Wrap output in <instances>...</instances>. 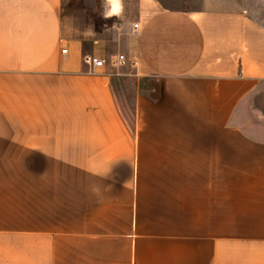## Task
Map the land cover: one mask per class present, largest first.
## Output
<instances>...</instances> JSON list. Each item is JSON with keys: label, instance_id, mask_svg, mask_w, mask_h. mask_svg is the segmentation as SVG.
<instances>
[{"label": "crops", "instance_id": "crops-1", "mask_svg": "<svg viewBox=\"0 0 264 264\" xmlns=\"http://www.w3.org/2000/svg\"><path fill=\"white\" fill-rule=\"evenodd\" d=\"M61 3L0 0V264H264V0Z\"/></svg>", "mask_w": 264, "mask_h": 264}, {"label": "rangeland", "instance_id": "rangeland-1", "mask_svg": "<svg viewBox=\"0 0 264 264\" xmlns=\"http://www.w3.org/2000/svg\"><path fill=\"white\" fill-rule=\"evenodd\" d=\"M101 10L102 0H62L61 3L62 13L75 19L81 27L101 29L106 22ZM123 106L125 115L131 120V103L128 102Z\"/></svg>", "mask_w": 264, "mask_h": 264}, {"label": "built area", "instance_id": "built-area-1", "mask_svg": "<svg viewBox=\"0 0 264 264\" xmlns=\"http://www.w3.org/2000/svg\"><path fill=\"white\" fill-rule=\"evenodd\" d=\"M137 25H135L136 27ZM65 51V49H62ZM105 63V59L96 57L94 55H85L82 60V66L87 67L88 69H92L93 67H100ZM111 63L115 66H123L126 64V57L124 54L119 53L117 54Z\"/></svg>", "mask_w": 264, "mask_h": 264}, {"label": "clouds", "instance_id": "clouds-1", "mask_svg": "<svg viewBox=\"0 0 264 264\" xmlns=\"http://www.w3.org/2000/svg\"><path fill=\"white\" fill-rule=\"evenodd\" d=\"M108 2L112 5L111 12L108 13V16L110 17L113 14L119 15L121 10V0H108Z\"/></svg>", "mask_w": 264, "mask_h": 264}]
</instances>
